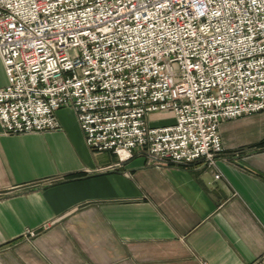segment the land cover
<instances>
[{"label": "built area", "instance_id": "obj_1", "mask_svg": "<svg viewBox=\"0 0 264 264\" xmlns=\"http://www.w3.org/2000/svg\"><path fill=\"white\" fill-rule=\"evenodd\" d=\"M0 57L1 131L58 128L70 106L118 162L217 168L220 123L264 109V0H0Z\"/></svg>", "mask_w": 264, "mask_h": 264}, {"label": "crops", "instance_id": "obj_2", "mask_svg": "<svg viewBox=\"0 0 264 264\" xmlns=\"http://www.w3.org/2000/svg\"><path fill=\"white\" fill-rule=\"evenodd\" d=\"M56 116L55 129L0 125V264H250L264 252V109L220 123L217 168L118 162L89 147L73 108Z\"/></svg>", "mask_w": 264, "mask_h": 264}, {"label": "rangeland", "instance_id": "obj_3", "mask_svg": "<svg viewBox=\"0 0 264 264\" xmlns=\"http://www.w3.org/2000/svg\"><path fill=\"white\" fill-rule=\"evenodd\" d=\"M149 117H152V120H150L151 122H157V119H159L161 121H168L169 120L168 115L161 113V112H154Z\"/></svg>", "mask_w": 264, "mask_h": 264}]
</instances>
